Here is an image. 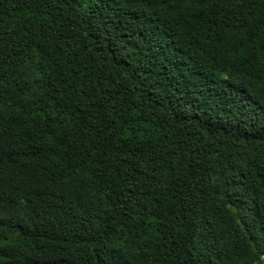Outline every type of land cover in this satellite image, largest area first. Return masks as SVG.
Masks as SVG:
<instances>
[{"label": "trees", "instance_id": "obj_1", "mask_svg": "<svg viewBox=\"0 0 264 264\" xmlns=\"http://www.w3.org/2000/svg\"><path fill=\"white\" fill-rule=\"evenodd\" d=\"M0 264H264V0H0Z\"/></svg>", "mask_w": 264, "mask_h": 264}]
</instances>
